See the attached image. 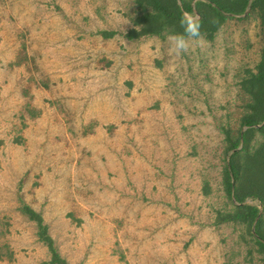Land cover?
Masks as SVG:
<instances>
[{
    "label": "rangeland",
    "instance_id": "374dc122",
    "mask_svg": "<svg viewBox=\"0 0 264 264\" xmlns=\"http://www.w3.org/2000/svg\"><path fill=\"white\" fill-rule=\"evenodd\" d=\"M258 13L175 56L125 37L135 0H0V264H49L24 204L69 264H264L254 225L219 222Z\"/></svg>",
    "mask_w": 264,
    "mask_h": 264
},
{
    "label": "trees",
    "instance_id": "16d2710c",
    "mask_svg": "<svg viewBox=\"0 0 264 264\" xmlns=\"http://www.w3.org/2000/svg\"><path fill=\"white\" fill-rule=\"evenodd\" d=\"M135 1L140 14L125 34L129 40L182 33L181 14L184 11L195 13L194 7L201 21V34L209 39L213 38L228 16L243 15L248 7L258 10L264 24V0H198L194 4L192 0H182V7H177L176 0ZM102 34L111 37L115 33L103 31ZM242 86L252 98L247 105L250 111L240 121L241 127H246L242 136L240 131L235 140L231 142L228 139L230 143L227 152L232 153L224 168L225 189L235 201L234 210L220 216L219 222L243 221L254 225L255 241L264 251V210L244 203L247 196H256L264 202V48L257 71L250 73L243 80ZM257 133L262 139L251 146ZM21 210L37 224L38 237L50 252L49 264H69L57 250L41 213L25 204Z\"/></svg>",
    "mask_w": 264,
    "mask_h": 264
},
{
    "label": "clouds",
    "instance_id": "9594fccd",
    "mask_svg": "<svg viewBox=\"0 0 264 264\" xmlns=\"http://www.w3.org/2000/svg\"><path fill=\"white\" fill-rule=\"evenodd\" d=\"M176 3L177 7H182V0H176ZM180 25L183 29L182 33H172L167 36L169 49L175 56L187 53L194 44L203 43V36L200 31L201 21L198 15L187 11L182 12ZM244 203L264 210V202L256 196L245 197Z\"/></svg>",
    "mask_w": 264,
    "mask_h": 264
},
{
    "label": "water",
    "instance_id": "95a60500",
    "mask_svg": "<svg viewBox=\"0 0 264 264\" xmlns=\"http://www.w3.org/2000/svg\"><path fill=\"white\" fill-rule=\"evenodd\" d=\"M250 2H251V0H250ZM250 2H249V4H250ZM246 128V127H245ZM245 128H243V130L241 131V136H242V133H243V131L245 130Z\"/></svg>",
    "mask_w": 264,
    "mask_h": 264
}]
</instances>
